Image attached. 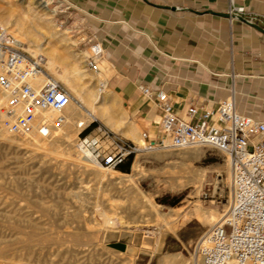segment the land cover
I'll return each mask as SVG.
<instances>
[{
    "label": "rangeland",
    "instance_id": "1",
    "mask_svg": "<svg viewBox=\"0 0 264 264\" xmlns=\"http://www.w3.org/2000/svg\"><path fill=\"white\" fill-rule=\"evenodd\" d=\"M39 1L0 0V15L12 21L25 5L50 14L56 23L52 29L66 40L46 44L45 51L54 56L57 69H47L44 62V70L69 89L71 100L86 121L81 130L70 131L64 139L35 135L33 138L40 141L36 144L26 135L17 137L8 132L7 137H0V246L4 248L0 264H163V259H168L164 264H192L197 240L211 227L196 209L220 215L229 207L227 154L209 145L140 149L127 171H104L82 158L76 140L93 130L132 140L104 125L56 75L60 74L59 54L68 53L69 60H80V66L86 68L88 38L80 31V16L69 13L71 8L63 11L61 3L54 1L46 11L37 5ZM18 40L25 49L27 44L22 38ZM103 58L99 67L104 73ZM116 73L119 75L120 70L99 75L96 85ZM237 84L248 91L247 95L238 94L241 101L237 109L264 119V78H245ZM116 106L119 109L114 113L125 109L122 101ZM132 142L138 146L143 143ZM114 171L123 174L122 178ZM156 210L173 211V224L158 219ZM28 233L39 242L29 256L27 248L22 250ZM41 236L43 240L38 241Z\"/></svg>",
    "mask_w": 264,
    "mask_h": 264
},
{
    "label": "crops",
    "instance_id": "2",
    "mask_svg": "<svg viewBox=\"0 0 264 264\" xmlns=\"http://www.w3.org/2000/svg\"><path fill=\"white\" fill-rule=\"evenodd\" d=\"M67 1L77 7L85 36L103 45L100 72L120 70L104 82L143 142L159 136L161 109L141 86L164 88L181 116L189 102L215 109L232 88L243 114L238 94L248 91L237 80L264 78V0H232L242 7L233 15L230 0Z\"/></svg>",
    "mask_w": 264,
    "mask_h": 264
},
{
    "label": "built area",
    "instance_id": "3",
    "mask_svg": "<svg viewBox=\"0 0 264 264\" xmlns=\"http://www.w3.org/2000/svg\"><path fill=\"white\" fill-rule=\"evenodd\" d=\"M54 1L61 3L63 11L71 8L70 14H78L77 7L67 0H49L48 4ZM240 11L242 7L230 0L229 14ZM87 42L84 63L96 73L103 45L94 36ZM0 90L6 95L3 126L17 137L34 130L49 135L53 125L63 123L62 112L72 97L62 82L44 70L43 58L28 53L1 25ZM140 90L161 109L159 136L140 147L93 130L78 136L75 145L79 154L94 165L117 169L140 149L209 145L225 152L230 159L229 207L226 216L197 240V264H264V119L238 113L232 88L213 110L189 102L185 116L175 112L164 88L144 85ZM44 111L56 112L54 120L44 119Z\"/></svg>",
    "mask_w": 264,
    "mask_h": 264
},
{
    "label": "bare ground",
    "instance_id": "4",
    "mask_svg": "<svg viewBox=\"0 0 264 264\" xmlns=\"http://www.w3.org/2000/svg\"><path fill=\"white\" fill-rule=\"evenodd\" d=\"M37 5L41 9L46 10L48 8V1L47 0H40L37 3ZM0 25L3 26L7 31L10 27L11 28L10 31L13 34V36L16 37V39H17V37L22 38L23 43L27 44L25 49L28 52L32 53L33 55H40L43 58L44 62L46 63L47 69H50L53 71H55V69H57L55 67L54 60H53L54 56L48 54L45 51L46 44H48L50 42L60 44V43H62V41H65L66 38L62 37V34H60L57 31V29H52L56 26V23L53 22L52 18L50 17V14H49V16H47V15H45L44 12L39 13L37 10L33 9L30 5H25L24 8L22 9V11L19 14L14 16L12 21H9L4 16L0 15ZM15 27L16 28L18 27V28L16 29ZM17 30L19 32H17ZM61 50H59V51H61ZM65 51H62V52H65ZM67 54L66 55L65 54L64 55L59 54L57 56V58L59 60L58 68L60 69V72H58V73H60V74H56V73L55 74L59 75V79H61L64 83H66L70 88L73 89L78 100L80 102L86 104L87 106H89V109L91 110L92 114L96 118L99 117L104 125H106L108 128H110L113 131L115 130L116 132H118L123 137H127V138L129 137V138L133 139V141H135V142L142 143L143 142L142 139L139 138L138 135H134V130H133L134 127L133 126H132L133 128L131 127V123L126 116L125 111L123 109H121L119 112L114 113V112H116V109H119V108H116L117 107L116 105L118 103L117 102L118 101L117 96L112 91H109L108 89H106V83L104 82V80H98L97 85H96L95 79L97 80V77L99 75H101V74L103 75V73L100 72V69L98 72L94 73V72L89 71L87 68H82L80 66V60L74 59L75 61L74 60L71 61V60H69V56ZM101 84H102V86H101ZM5 102H6V95L3 91L0 90V137H3V138L7 137L8 136L7 133L9 132L3 126V120L5 118V112H4ZM64 110H66L67 113H63ZM64 110L62 112V114L64 116L63 123L60 125H57V126L53 125L49 131V134L50 135L52 134V136H54L55 138H61V139L63 138L64 139L68 136L70 131H72L74 129H78V128H80L79 130H81V127L85 124V121H86L84 119L83 115L80 113V110L75 106V104L72 100H70L69 104L66 106V108ZM56 114L57 113L54 111L42 112V116L47 121H53ZM115 114H118V115H115ZM61 126H64V127L61 128ZM85 127H83V128H85ZM83 128H82V130H83ZM11 135H13V134H11ZM35 135L42 136L39 133H37L35 130L26 134V136L28 138H31L30 140L33 139V141H35L34 143H36V144L40 143L39 139L38 140L34 139ZM145 143L146 142H143L142 145L141 146L139 145V146L143 147ZM45 144H47V141L45 143L40 144V145H45ZM82 158H84V157H82ZM227 160H228L229 169H230L229 157L227 158ZM96 166H99V165H96ZM133 166H137L136 161H133ZM99 167L101 168L102 166H99ZM102 168H104V171H105V169L109 170V168H105V167H102ZM112 170H115V169H112ZM114 172H116L118 174V178L123 176V174H120L117 171H114ZM111 175H113V174H111ZM130 178H131V176H130ZM196 210L200 212V216L204 220H206L208 223H210L211 226L218 223L227 214V211L220 214V215H216V213L213 210H207V211H204V210L201 211L200 209H196ZM155 215L158 219H160L161 221H164L166 224H173V221H172V216L174 215L173 211H170L168 213H161V212L156 210ZM18 232L23 233L22 230H19ZM148 232H150V231H148ZM38 233H40V232H38ZM26 236H27V234H26ZM42 237L43 236L38 237L36 239L38 241H40ZM42 240H43V238H42ZM32 241H33V238L28 233V237L24 238V245L22 244V246H23L22 250L23 249L25 250V248L28 249V251L25 252L28 256L33 253V250H32L34 248L33 246L34 245L36 246V243L37 244L39 243V242H34V241L32 242ZM10 245H11V243H10ZM41 246L42 245H40V247ZM34 250H35V248H34ZM3 251H4V248L0 246V255L4 254ZM39 257H41V256H39ZM167 260L168 259H163L162 263L164 264L165 262H167ZM198 260H199V258L197 257V255H194L192 264H197ZM24 261L22 260V262H24Z\"/></svg>",
    "mask_w": 264,
    "mask_h": 264
},
{
    "label": "trees",
    "instance_id": "5",
    "mask_svg": "<svg viewBox=\"0 0 264 264\" xmlns=\"http://www.w3.org/2000/svg\"><path fill=\"white\" fill-rule=\"evenodd\" d=\"M86 131V130H85ZM85 131L83 132V133H85ZM82 133V134H83ZM131 156L128 158V160H127V162L126 163H124V164H122V165H120L119 167H118V169H120V170H122V171H127L128 170V167H129V164H130V162H131Z\"/></svg>",
    "mask_w": 264,
    "mask_h": 264
},
{
    "label": "water",
    "instance_id": "6",
    "mask_svg": "<svg viewBox=\"0 0 264 264\" xmlns=\"http://www.w3.org/2000/svg\"><path fill=\"white\" fill-rule=\"evenodd\" d=\"M227 15H229V14H227ZM261 31L264 33V30L263 29H261Z\"/></svg>",
    "mask_w": 264,
    "mask_h": 264
}]
</instances>
